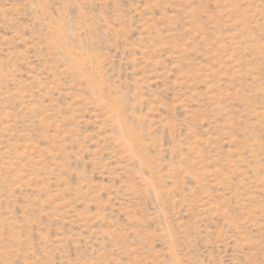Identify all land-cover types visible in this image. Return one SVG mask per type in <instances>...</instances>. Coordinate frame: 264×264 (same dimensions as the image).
<instances>
[{
	"label": "rangeland",
	"instance_id": "obj_1",
	"mask_svg": "<svg viewBox=\"0 0 264 264\" xmlns=\"http://www.w3.org/2000/svg\"><path fill=\"white\" fill-rule=\"evenodd\" d=\"M0 264H264V0H0Z\"/></svg>",
	"mask_w": 264,
	"mask_h": 264
}]
</instances>
